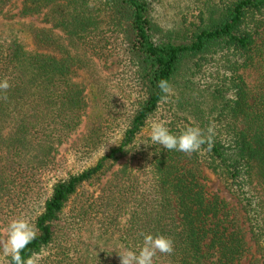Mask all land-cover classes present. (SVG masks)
I'll list each match as a JSON object with an SVG mask.
<instances>
[{"label":"trees","instance_id":"1","mask_svg":"<svg viewBox=\"0 0 264 264\" xmlns=\"http://www.w3.org/2000/svg\"><path fill=\"white\" fill-rule=\"evenodd\" d=\"M13 1L0 0V16ZM174 1L164 24V0H21L19 15L53 14L51 26L27 25L30 48L0 40V80L10 84L0 91V230L17 217L34 224L25 261L120 264L122 246L138 250L151 233L174 249L153 264H241L247 235L256 256L246 264H264V0ZM111 56L119 67L88 117L86 85L75 78ZM157 120L175 134L198 126L207 137L211 128V147H136L151 143ZM126 156L135 170L114 169ZM204 170L239 209L207 193ZM91 226L118 248L90 252L80 236Z\"/></svg>","mask_w":264,"mask_h":264},{"label":"rangeland","instance_id":"2","mask_svg":"<svg viewBox=\"0 0 264 264\" xmlns=\"http://www.w3.org/2000/svg\"><path fill=\"white\" fill-rule=\"evenodd\" d=\"M174 0H164V6L162 8L157 9L156 17L161 16L162 22L164 24H170L173 20V8ZM178 0H175L176 4ZM21 6V0H14L10 5H8L3 15L0 16V40H7L11 38H16L20 40L24 45L29 48L32 46V41L30 37V32L27 27L29 24L34 25H42V26H51V23L47 20L53 17L51 14V9L45 8L42 12L35 15H19V9ZM160 20V19H159ZM119 67L117 56H111L106 61L93 59L92 65L81 68L78 71L76 76V80L78 82L84 83L86 85L85 90V99L88 107V117H91L96 113V101L94 100V92L97 94V87L104 82L106 74L116 71ZM67 144L60 146L59 154H64L67 152ZM67 170H74V160L72 156L67 153ZM97 156V155H96ZM126 164L128 169L135 170L136 161L134 159H130L128 156L120 159L114 169L120 168V166ZM110 173H107L101 180V183H104L105 180L109 177ZM204 174L206 178L204 180L205 189L207 193L211 195H218L222 199H224L229 206L235 207L239 209L236 198L228 191V189L224 186V184L211 172L208 170H204ZM125 220V216L122 218V223ZM81 239L89 244L87 246L88 250L92 253L97 252L96 250L101 249L103 247L109 249L110 251L116 250L118 248L119 243L117 242L114 236L107 237H98L97 230L94 226L88 227L81 232ZM6 240V233L0 230V244H2ZM247 240L249 244V252L243 257L241 260V264H246L249 259L256 254L254 252V246L252 241L247 235ZM3 257V255H0Z\"/></svg>","mask_w":264,"mask_h":264},{"label":"clouds","instance_id":"3","mask_svg":"<svg viewBox=\"0 0 264 264\" xmlns=\"http://www.w3.org/2000/svg\"><path fill=\"white\" fill-rule=\"evenodd\" d=\"M10 87L7 79L0 80V91ZM158 87L164 94L161 99L167 102L172 89L167 80H160ZM167 121H153L149 124V139L151 143L138 141L136 147L141 143L145 145H159L167 151H179L191 154L200 150L201 146L207 143L212 144L213 130L208 129L209 135L206 137L198 126H189L175 134L170 131ZM116 143L115 141H109ZM105 145L102 150L104 156ZM142 246L138 250H133L122 246L118 253L120 264H153L158 253L171 255L174 251L173 241L164 235H153L151 233H141ZM37 232L34 224L23 218L17 217L10 220L6 226V240L0 244V255L9 258V264H34L32 259H25L21 253L36 238Z\"/></svg>","mask_w":264,"mask_h":264}]
</instances>
